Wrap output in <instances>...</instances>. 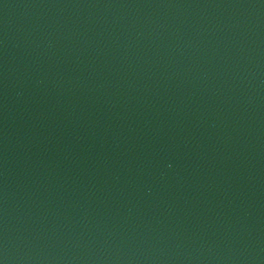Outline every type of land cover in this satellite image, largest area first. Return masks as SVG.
<instances>
[{
    "label": "water",
    "instance_id": "water-1",
    "mask_svg": "<svg viewBox=\"0 0 264 264\" xmlns=\"http://www.w3.org/2000/svg\"><path fill=\"white\" fill-rule=\"evenodd\" d=\"M0 264H264V0H0Z\"/></svg>",
    "mask_w": 264,
    "mask_h": 264
}]
</instances>
